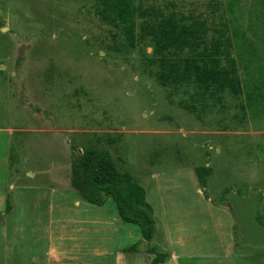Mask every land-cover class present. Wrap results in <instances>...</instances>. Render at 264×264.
<instances>
[{"label": "rangeland", "instance_id": "obj_1", "mask_svg": "<svg viewBox=\"0 0 264 264\" xmlns=\"http://www.w3.org/2000/svg\"><path fill=\"white\" fill-rule=\"evenodd\" d=\"M227 1L135 4L229 29ZM235 10L264 70V0H236ZM122 42L93 0H0V264H41V233L61 216L81 220L62 245L105 248L92 264H114L120 246L122 264H264V115L252 117L244 95L160 86L145 70L151 46L117 53ZM91 147L145 189L150 242L110 198L93 206L71 189V159ZM198 167L212 170L205 188Z\"/></svg>", "mask_w": 264, "mask_h": 264}, {"label": "trees", "instance_id": "obj_2", "mask_svg": "<svg viewBox=\"0 0 264 264\" xmlns=\"http://www.w3.org/2000/svg\"><path fill=\"white\" fill-rule=\"evenodd\" d=\"M93 4L99 20L116 29L122 38L117 53H129L145 43L151 46L145 70L160 86L192 85L217 100L224 92L235 97L244 95V105L252 117L264 115L261 57L254 43L235 25L236 0L226 3L229 29L225 25L210 29L200 17L138 6L135 0H93ZM152 66L156 67L155 72L150 69ZM195 174L199 185L205 188L212 170L198 167ZM69 185L89 205L102 206L110 198L121 222L137 226L144 241L153 239L155 220L145 189L129 171L117 167L106 148L91 147L77 152L70 162ZM231 191L225 189L223 196ZM257 221L264 227L260 216ZM163 259L164 255L161 259L155 256L151 264Z\"/></svg>", "mask_w": 264, "mask_h": 264}, {"label": "crops", "instance_id": "obj_3", "mask_svg": "<svg viewBox=\"0 0 264 264\" xmlns=\"http://www.w3.org/2000/svg\"><path fill=\"white\" fill-rule=\"evenodd\" d=\"M8 201V200H7ZM79 203H76L78 205ZM7 210H11V207L7 208ZM10 212V211H9ZM34 221H38L35 219ZM40 221V220H39ZM80 221L76 220L74 216L67 217H57L55 219H49L48 224L41 233L45 240V251H44V259L41 264H92L90 261L91 253L97 258H101L105 256V248L101 246H95L93 248H87L85 251L77 250L74 251L73 244L71 245H62V241L73 243L76 238L74 237V233H78L75 230V225L79 224ZM96 223L95 220L92 221ZM65 226L70 227V231L65 233L64 231H60L57 233V230H63ZM130 236H133L134 233L132 231L128 232ZM78 246L76 248H80ZM117 254L115 256L114 264H122V256L121 253L124 252V248L120 246L116 250ZM172 257H177L173 255ZM171 259V258H170ZM36 264V263H34Z\"/></svg>", "mask_w": 264, "mask_h": 264}]
</instances>
